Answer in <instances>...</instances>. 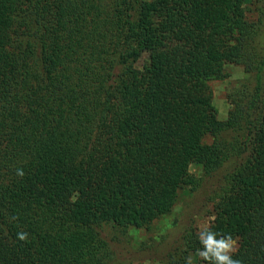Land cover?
<instances>
[{"label":"trees","instance_id":"1","mask_svg":"<svg viewBox=\"0 0 264 264\" xmlns=\"http://www.w3.org/2000/svg\"><path fill=\"white\" fill-rule=\"evenodd\" d=\"M247 1L0 0V264H106L184 188L212 204L205 239L264 264L263 12ZM227 65L243 77L219 121L208 82ZM184 244L168 264L206 251Z\"/></svg>","mask_w":264,"mask_h":264},{"label":"rangeland","instance_id":"2","mask_svg":"<svg viewBox=\"0 0 264 264\" xmlns=\"http://www.w3.org/2000/svg\"><path fill=\"white\" fill-rule=\"evenodd\" d=\"M262 12L263 26L257 36V46L264 49V0L247 1L245 13L249 20L258 21ZM226 72L229 76L224 80L208 82L219 121L227 117L231 107L227 94L238 87L243 77V67L227 65ZM211 140L210 136L205 138L206 143ZM189 171L198 177L201 167L191 165ZM204 195V191L197 194L192 188H184L177 193L172 211L156 220L149 229L117 234L111 242L112 256L106 264H168L170 254L179 249L187 250L185 235L194 233L199 237L211 225L214 219L213 207ZM187 260L189 264H205L201 261L199 251L189 252Z\"/></svg>","mask_w":264,"mask_h":264},{"label":"clouds","instance_id":"3","mask_svg":"<svg viewBox=\"0 0 264 264\" xmlns=\"http://www.w3.org/2000/svg\"><path fill=\"white\" fill-rule=\"evenodd\" d=\"M18 175H23L22 170H18ZM209 233L207 239L204 238L201 233L199 234V239L201 244L204 246L206 251H200V257L211 261L215 259L220 262V264H240L239 261L230 259L229 253L236 250V242L228 238H221L219 241L215 239L216 233L212 231H207ZM26 233H19L18 238L21 240L26 239ZM211 253V256L209 255ZM224 253V254H222Z\"/></svg>","mask_w":264,"mask_h":264}]
</instances>
